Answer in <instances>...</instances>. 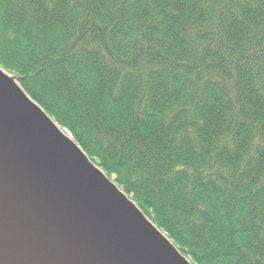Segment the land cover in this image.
<instances>
[{"label": "trees", "instance_id": "1", "mask_svg": "<svg viewBox=\"0 0 264 264\" xmlns=\"http://www.w3.org/2000/svg\"><path fill=\"white\" fill-rule=\"evenodd\" d=\"M0 73L188 264H264V0H0Z\"/></svg>", "mask_w": 264, "mask_h": 264}, {"label": "water", "instance_id": "2", "mask_svg": "<svg viewBox=\"0 0 264 264\" xmlns=\"http://www.w3.org/2000/svg\"><path fill=\"white\" fill-rule=\"evenodd\" d=\"M0 264H188L1 73Z\"/></svg>", "mask_w": 264, "mask_h": 264}]
</instances>
